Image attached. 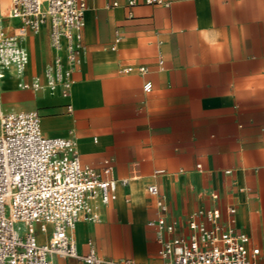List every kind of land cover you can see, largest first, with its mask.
<instances>
[{
  "label": "crops",
  "instance_id": "1",
  "mask_svg": "<svg viewBox=\"0 0 264 264\" xmlns=\"http://www.w3.org/2000/svg\"><path fill=\"white\" fill-rule=\"evenodd\" d=\"M128 1L86 0L67 95L19 85L34 75L43 81L53 57L47 23L24 39L23 74L9 69L0 80L23 108L13 110H37L45 134L75 137L84 165L102 178H127L108 204L90 200L97 219L81 218L70 231L78 251L91 242L101 256L161 264L147 224L157 211L146 190L154 183L175 219L200 208L225 215L235 205V225L264 264V0ZM0 7L7 16L9 0ZM4 24L11 32L18 21ZM54 264L86 263L55 257Z\"/></svg>",
  "mask_w": 264,
  "mask_h": 264
},
{
  "label": "built area",
  "instance_id": "2",
  "mask_svg": "<svg viewBox=\"0 0 264 264\" xmlns=\"http://www.w3.org/2000/svg\"><path fill=\"white\" fill-rule=\"evenodd\" d=\"M86 7V0H9L7 16L0 13V80L9 69L23 74L28 52L22 39L47 23L53 57L44 67L43 81L34 75L19 85L36 90L44 84L67 95L70 74L80 62ZM5 18L18 21L11 32ZM136 69L146 71L145 66ZM151 88L150 80L142 85L144 92ZM126 182L127 178H102L95 168L84 165L73 135L45 134L37 110L1 113L0 264H54L55 257H73L86 264H145L131 257L101 256L91 242L81 253L70 233L79 219H97L91 199L108 204L115 198L117 184ZM146 190L156 197V216L147 224L156 230L161 264H261L258 247H249L248 235L235 225V205H227L225 215L217 207L200 208L180 220L171 217L156 184H148ZM38 234H44L45 240L40 241Z\"/></svg>",
  "mask_w": 264,
  "mask_h": 264
},
{
  "label": "rangeland",
  "instance_id": "3",
  "mask_svg": "<svg viewBox=\"0 0 264 264\" xmlns=\"http://www.w3.org/2000/svg\"><path fill=\"white\" fill-rule=\"evenodd\" d=\"M1 6L8 7V0H1ZM1 12V11H0ZM4 14V13H1ZM13 109H23L20 107H17L16 104L12 103L10 100H8L5 97V93L3 92V88L0 85V114L6 111H10Z\"/></svg>",
  "mask_w": 264,
  "mask_h": 264
},
{
  "label": "bare ground",
  "instance_id": "4",
  "mask_svg": "<svg viewBox=\"0 0 264 264\" xmlns=\"http://www.w3.org/2000/svg\"><path fill=\"white\" fill-rule=\"evenodd\" d=\"M0 11L2 12V8L0 7ZM0 12V13H1ZM26 37V36H25ZM25 37L22 39V44H24V39H25ZM27 63H28V61H27ZM27 63H26V65H25V68H24V70L26 69V66H27ZM10 70H12V69H10ZM5 71H4V75H3V77L5 76Z\"/></svg>",
  "mask_w": 264,
  "mask_h": 264
}]
</instances>
